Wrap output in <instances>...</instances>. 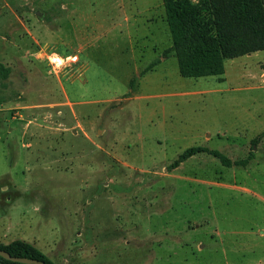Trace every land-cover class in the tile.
<instances>
[{"label":"rangeland","instance_id":"obj_1","mask_svg":"<svg viewBox=\"0 0 264 264\" xmlns=\"http://www.w3.org/2000/svg\"><path fill=\"white\" fill-rule=\"evenodd\" d=\"M116 1L0 0V243L26 240L53 264H252L224 258V231L264 221V50L182 77L162 0H148L146 38L122 20L77 39L112 26ZM17 18L45 24L38 42L9 32ZM190 146L255 158L171 167Z\"/></svg>","mask_w":264,"mask_h":264},{"label":"trees","instance_id":"obj_2","mask_svg":"<svg viewBox=\"0 0 264 264\" xmlns=\"http://www.w3.org/2000/svg\"><path fill=\"white\" fill-rule=\"evenodd\" d=\"M167 24L171 34V49L182 77L220 75L224 72L226 58L238 57L264 50V0H162ZM207 15L203 16L202 12ZM150 63L141 73L155 65ZM11 71L0 62V79ZM131 87V85H130ZM264 136V131L259 137ZM207 152L220 160L224 166L244 167L253 153L232 161L219 150L205 146L184 149L171 164L177 166L187 158ZM0 249L12 256H23L53 264L52 260L33 243L14 239ZM0 264H21L0 256Z\"/></svg>","mask_w":264,"mask_h":264},{"label":"crops","instance_id":"obj_3","mask_svg":"<svg viewBox=\"0 0 264 264\" xmlns=\"http://www.w3.org/2000/svg\"><path fill=\"white\" fill-rule=\"evenodd\" d=\"M115 3H116L117 17L112 26L105 28V29L100 28L92 33L90 32L88 34L84 33L80 35V37L77 36V39H85V38L93 36L94 34H99V33L106 34V33H110L111 31H115V28L118 29L119 27H123L124 20H125L124 22L126 23L130 22L128 25V28L126 29H128L130 33L134 32L136 36H141L143 38H146L147 31L149 30V32H152L153 20H149L152 18V13H151L153 11L152 2L148 3V0H145V1L144 0H118ZM65 6L67 8L66 2H65ZM60 15H63V14H60ZM65 17H66L65 19L70 17L68 11ZM129 17H132L133 22L129 21L130 19ZM43 19L44 17H39L40 23H44ZM133 24L135 25V27H133ZM43 25L44 26H42V24L33 22L30 25L31 26V29H30L26 27L25 24L20 19L17 18V25L9 26V32L11 33V32H16V31H24V33H26L24 34L26 37L30 35L36 42H38L40 33L36 30L44 28L45 24ZM148 25H150V27ZM21 27L25 28L26 30H24ZM60 28L61 26L60 27L57 26L54 29V27L51 26V27L46 28L48 30V33L45 31L44 32L45 34H49L51 38L65 39L67 44L71 47V49H73L72 40L74 39H70V37L67 35L66 37L62 36L60 32H58ZM226 167H232V166H226ZM237 167H240V166H237ZM2 189L6 190V189H9V187L7 185H4ZM260 220H261V223H249L247 225H240V226L238 225V226L231 227L230 229H226L224 231L226 241L227 242L232 241L230 242L232 246L226 245V248H225L224 258H227L228 262H235V263L250 262L252 264H264V221L263 219H260ZM0 234L2 237H7L11 234V230L9 228H2L0 231ZM6 243L8 242H4V244Z\"/></svg>","mask_w":264,"mask_h":264},{"label":"water","instance_id":"obj_4","mask_svg":"<svg viewBox=\"0 0 264 264\" xmlns=\"http://www.w3.org/2000/svg\"><path fill=\"white\" fill-rule=\"evenodd\" d=\"M0 256L3 258L12 261V262H17L21 264H47L44 261H40L34 258H28V257H23V256H12L9 254L7 251L0 249Z\"/></svg>","mask_w":264,"mask_h":264},{"label":"bare ground","instance_id":"obj_5","mask_svg":"<svg viewBox=\"0 0 264 264\" xmlns=\"http://www.w3.org/2000/svg\"><path fill=\"white\" fill-rule=\"evenodd\" d=\"M52 59H53L55 62L62 61L61 58H59V57H57V56L52 57Z\"/></svg>","mask_w":264,"mask_h":264}]
</instances>
